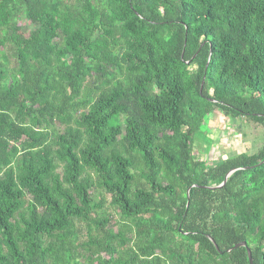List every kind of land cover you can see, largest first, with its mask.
<instances>
[{"label":"trees","instance_id":"obj_1","mask_svg":"<svg viewBox=\"0 0 264 264\" xmlns=\"http://www.w3.org/2000/svg\"><path fill=\"white\" fill-rule=\"evenodd\" d=\"M216 110L264 128V0H0V264H264Z\"/></svg>","mask_w":264,"mask_h":264},{"label":"rangeland","instance_id":"obj_2","mask_svg":"<svg viewBox=\"0 0 264 264\" xmlns=\"http://www.w3.org/2000/svg\"><path fill=\"white\" fill-rule=\"evenodd\" d=\"M198 138L205 160L212 163L225 154L244 150L250 153L258 151L264 144V128L243 115L225 120L224 113L216 110L211 120L208 119L205 123Z\"/></svg>","mask_w":264,"mask_h":264},{"label":"water","instance_id":"obj_3","mask_svg":"<svg viewBox=\"0 0 264 264\" xmlns=\"http://www.w3.org/2000/svg\"><path fill=\"white\" fill-rule=\"evenodd\" d=\"M203 84H204V82H203ZM203 84H202V88H203ZM234 170H235V169H232V170L227 174V176H229ZM225 183H226V180H225L223 183H221V184H219V185H217V186H213V188H216V187H222ZM212 239H213V238H212ZM213 240H214V239H213ZM214 241H215V240H214ZM246 244H247L246 241H241V242L237 243L236 245H234V247H232V248H235V247H238V246H242V245H246ZM216 245H217V247H218V244H216ZM232 248H229L228 251H230ZM248 252H249L250 264H254V262H253V256H252V250H251L250 248H248Z\"/></svg>","mask_w":264,"mask_h":264}]
</instances>
